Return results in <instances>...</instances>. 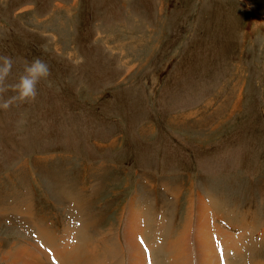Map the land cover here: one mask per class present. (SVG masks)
<instances>
[{"label": "rangeland", "instance_id": "1", "mask_svg": "<svg viewBox=\"0 0 264 264\" xmlns=\"http://www.w3.org/2000/svg\"><path fill=\"white\" fill-rule=\"evenodd\" d=\"M0 54L51 71L0 109V264H264V0H0Z\"/></svg>", "mask_w": 264, "mask_h": 264}, {"label": "clouds", "instance_id": "2", "mask_svg": "<svg viewBox=\"0 0 264 264\" xmlns=\"http://www.w3.org/2000/svg\"><path fill=\"white\" fill-rule=\"evenodd\" d=\"M15 59L0 54V109L8 110L18 103L34 101L37 85L51 75L49 65L41 58L24 61L22 71L14 73ZM11 93V94H9Z\"/></svg>", "mask_w": 264, "mask_h": 264}, {"label": "crops", "instance_id": "3", "mask_svg": "<svg viewBox=\"0 0 264 264\" xmlns=\"http://www.w3.org/2000/svg\"><path fill=\"white\" fill-rule=\"evenodd\" d=\"M252 192H253V189H252ZM197 193H198V191H197ZM197 193H196V194H197ZM199 194L202 195V196L204 195V194H202V193H199ZM204 206H205V205H203L202 207H204ZM196 209H197V211H198V210H199V207H196ZM192 210H193V208L191 209V212H192ZM197 211H196V212H197ZM191 217H192V216H191ZM196 218H197V217H196ZM219 228H220V229H217V226L215 227V229H216V234H217L216 237H217V240H218V238L220 239V240H218V242L221 243V241L225 240L224 237H225V234H226L225 232H226V231H224L222 227H219ZM191 229L196 231V227H195V226H194V228L191 227ZM169 231H171V230H169ZM214 232H215V231H214ZM231 235H232V234H231ZM259 235L262 236V233H260ZM259 237H260V236H259ZM167 238H168V237H167ZM166 241H167V243H168V240H166ZM236 241H238V239H236ZM254 242H257V241H254ZM152 246H154V244H153ZM219 247H220V246H219ZM173 248H176V247H173ZM140 250H141V249H140ZM196 251H198V250H196ZM221 251H222V250H221ZM165 253H167V252H165ZM197 258H198V257H197ZM210 258H211V257H210ZM220 259H223V258L220 257ZM220 259H219V261H221ZM171 260H172V258H171ZM188 260H190V259L188 258ZM198 260H200V258H198ZM190 261H192V259H191ZM219 264H220V263H219Z\"/></svg>", "mask_w": 264, "mask_h": 264}, {"label": "bare ground", "instance_id": "4", "mask_svg": "<svg viewBox=\"0 0 264 264\" xmlns=\"http://www.w3.org/2000/svg\"><path fill=\"white\" fill-rule=\"evenodd\" d=\"M202 210H203V209H202ZM203 213H204V212H203ZM130 235H131V234H130ZM131 236H133V237H134V239H137V238H135V236H134V235H131ZM135 242H136V241H135ZM135 245L137 246V249H140V247H139V245H137V243H135ZM86 246H87V245H86ZM87 248H88V247H87ZM84 250H85V248H84ZM88 251H89V250H88ZM88 253H89V252H88ZM90 253H91V252H90ZM213 256H214V255H213ZM138 258H139V257H138ZM138 258H137V257H135V258H134V261H135V260H139V261H140V259H141V256H140V259H138ZM211 258H212V257H211ZM143 259H144V256H143ZM209 259H210V258H209ZM219 259H220V258L216 257V260H219ZM144 262H145V261H144ZM144 262H143V263H144ZM140 263H142V260L140 261ZM140 263H139V264H140ZM143 263H142V264H143Z\"/></svg>", "mask_w": 264, "mask_h": 264}]
</instances>
